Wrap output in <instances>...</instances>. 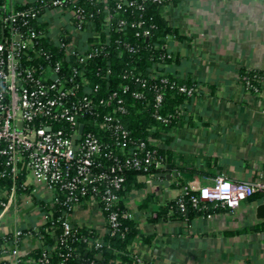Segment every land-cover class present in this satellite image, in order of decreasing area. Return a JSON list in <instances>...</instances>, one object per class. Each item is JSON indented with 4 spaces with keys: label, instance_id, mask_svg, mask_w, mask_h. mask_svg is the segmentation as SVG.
<instances>
[{
    "label": "crops",
    "instance_id": "0c3cea01",
    "mask_svg": "<svg viewBox=\"0 0 264 264\" xmlns=\"http://www.w3.org/2000/svg\"><path fill=\"white\" fill-rule=\"evenodd\" d=\"M34 1L3 0L6 9ZM163 13L181 37L168 39L179 58L171 72L195 82L197 93L186 106L190 122L169 133V144L157 143L171 152L172 163L140 176L143 185L120 198L140 233L126 248L131 264H264V220L256 219L264 189L254 201L189 223L162 215V207L181 194L182 182L196 189L224 177L264 186V83L251 88L242 81L244 73H264V0H184ZM41 23L51 49L63 40L77 49L93 41L88 34L75 38L69 32L75 20L61 10L47 11ZM21 177L28 192L0 187V197L11 199L0 211V264H33L28 255L42 246L37 232L47 222L40 203L51 207L55 196L28 173ZM68 219L105 235V217L92 200ZM17 231L23 235L14 240Z\"/></svg>",
    "mask_w": 264,
    "mask_h": 264
},
{
    "label": "built area",
    "instance_id": "2783aa9c",
    "mask_svg": "<svg viewBox=\"0 0 264 264\" xmlns=\"http://www.w3.org/2000/svg\"><path fill=\"white\" fill-rule=\"evenodd\" d=\"M96 1L105 7L106 14L101 23L103 31H121L128 25L137 29L136 36L148 37L153 27L146 28L142 20L121 18L113 28L111 17L107 15L108 6L112 5L116 12L131 15L135 11H144L147 3L160 4L167 0ZM39 2H46L50 10L69 13L75 20L69 32L75 38L82 34L96 40L100 38L93 29V14H87L79 7V0ZM39 15L40 10L35 8L16 10L6 9L4 4L0 6V179L9 178L10 193H13L16 180L26 172L54 192L53 203H60L65 210L56 219L61 228L62 243L77 229L69 221V214L88 200L100 207L106 221L105 234L122 236L117 205L119 191L125 182L124 174L128 170L147 172L152 154L147 151L143 159L137 157V150L145 148L144 143L128 147V132L119 118L125 113L122 101L117 99L116 92L99 96L98 85L92 86L88 80V62L102 54L100 45L103 44L87 42L83 49H77L63 40L56 49H48L45 46L47 30L37 29L42 24H31L39 22ZM261 82L264 83V77ZM180 91L191 94V90L184 87ZM155 101L158 106L161 96L157 95ZM113 102L109 110L102 109ZM83 119L88 120L87 127L82 123ZM95 127L102 133L95 132ZM152 144L156 143L152 141ZM159 166L161 163L155 162V167ZM263 189L260 183L232 182L217 177L211 185L196 189L186 186L180 195L192 192L193 207L211 203L215 207L234 210ZM10 201L0 197L1 209H6ZM177 205L184 213L181 200ZM124 216L129 217L128 214ZM30 234L31 231L24 235ZM22 235L17 231L13 238L17 240ZM84 242L95 251L102 248L99 239ZM70 256V251L63 254L59 264H71ZM47 263L45 257L43 264Z\"/></svg>",
    "mask_w": 264,
    "mask_h": 264
},
{
    "label": "trees",
    "instance_id": "16d2710c",
    "mask_svg": "<svg viewBox=\"0 0 264 264\" xmlns=\"http://www.w3.org/2000/svg\"><path fill=\"white\" fill-rule=\"evenodd\" d=\"M182 1L184 0H167L160 4L147 3L144 11H135L131 15L116 12L112 5L108 6L107 15L111 17L113 28L121 18L128 21L142 20L146 28L153 27L150 28L148 37L136 36L137 29L128 25L121 31L114 29L108 32L103 31L101 23L106 14L104 5L96 0H79L78 2V6L84 9L87 14H93V29L99 33L100 38L97 40L93 38L91 42L103 44V46L100 45L103 47L102 54L88 62V80L92 86L98 85L99 96L105 97L116 92L117 99L122 101L125 113L119 118L128 132V147L144 143L145 148L137 150V157L143 159L147 151L152 154V162L147 165V172L142 170L125 172V182L119 191L120 198L131 188L143 185L138 180L140 176L154 175L161 171L155 167V162L158 161L164 166L172 163L171 152L158 147L157 143L161 141L164 145L169 144L170 138L167 137L169 133L190 122L187 120L186 106L197 93L196 83L190 79H181L171 72V67L179 64V58L168 48V39H181V37L178 36L176 29L168 26L163 13L167 5H177ZM3 4V0H0V6ZM28 8L40 10L39 22H31L34 26L37 23L42 24L40 23L42 16L50 10L46 2L40 3L39 0L23 6H15L13 9ZM41 28L42 25L37 26L38 30ZM45 46L51 49L46 42ZM242 77V81L247 86L254 88L262 83L261 79L264 77V73L250 71L242 74ZM182 87L191 90V94L181 92L180 88ZM137 94L138 96L135 97ZM157 95L161 96V103L158 106L155 101ZM113 104L114 102L110 106L106 104L102 109L109 110ZM82 123L87 127L89 122L87 119H83ZM94 130L97 133H102L99 127H95ZM164 137L166 138L163 139ZM152 141L156 144H152ZM1 161L0 158V163ZM23 179L24 177L19 176L16 180V189L20 192H28L27 189L21 188ZM0 187L9 189L11 187L9 178L0 179ZM179 187L183 189L186 184L182 182ZM191 195L194 194L190 192L187 195H179L174 201L168 202L162 207V215H169L171 220H182L189 223L196 218H206L216 212L229 210L220 206L215 207L211 203H200L197 207H193L190 201ZM260 196L262 194L259 191L247 200L254 201ZM178 200H181L185 206L184 213L178 209ZM40 205L43 206L48 220L37 232L42 246L28 255L33 260V264H43L45 257L48 259L47 264H59L63 258L62 255L68 251L71 253L68 259L71 264H95V262L112 264L111 262L117 257L121 259L119 264H131L126 248L140 233L136 224L124 216L126 211L121 199L118 202L117 210L120 213L122 236L120 234L110 236L106 233L99 237L93 230L77 228L74 235L67 238L64 243L60 238L61 228L56 224L57 217L65 211L63 206L60 203L51 207L42 203ZM52 225H54L53 229ZM8 238L6 237V239ZM87 239H99L102 248L98 251L93 250L84 242Z\"/></svg>",
    "mask_w": 264,
    "mask_h": 264
},
{
    "label": "water",
    "instance_id": "95a60500",
    "mask_svg": "<svg viewBox=\"0 0 264 264\" xmlns=\"http://www.w3.org/2000/svg\"><path fill=\"white\" fill-rule=\"evenodd\" d=\"M82 128H83V126L81 125L80 131H82ZM166 178L168 181L170 180L169 176H167ZM256 219L257 220H264V204H260L257 206V208H256Z\"/></svg>",
    "mask_w": 264,
    "mask_h": 264
}]
</instances>
